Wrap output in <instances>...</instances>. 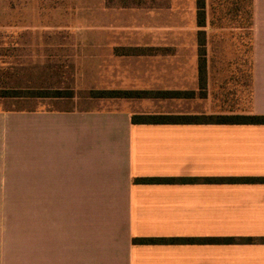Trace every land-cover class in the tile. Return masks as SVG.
I'll return each mask as SVG.
<instances>
[{"label": "crops", "instance_id": "obj_1", "mask_svg": "<svg viewBox=\"0 0 264 264\" xmlns=\"http://www.w3.org/2000/svg\"><path fill=\"white\" fill-rule=\"evenodd\" d=\"M74 1L97 30L100 89L150 94L0 108V199L21 200V222L0 223V264H264V123L133 120L234 113L210 92L224 52L210 40L227 27L212 2L200 25L198 0ZM248 8L252 24L229 27L249 30L235 112L264 114V0Z\"/></svg>", "mask_w": 264, "mask_h": 264}, {"label": "rangeland", "instance_id": "obj_2", "mask_svg": "<svg viewBox=\"0 0 264 264\" xmlns=\"http://www.w3.org/2000/svg\"><path fill=\"white\" fill-rule=\"evenodd\" d=\"M210 1L219 25L227 26L220 32H225L223 38L210 40L212 48L224 51L210 56V92L214 108L235 112L249 98V30L229 27L240 19L247 23L248 0ZM84 11L74 0H0V87L61 89L73 95L66 107H99V98L86 102L94 90H101V77L100 56L91 54L98 49L89 39L97 30L87 27ZM40 101L0 97V108H30ZM10 191L19 196V184ZM20 222L21 200L0 199V223Z\"/></svg>", "mask_w": 264, "mask_h": 264}, {"label": "trees", "instance_id": "obj_3", "mask_svg": "<svg viewBox=\"0 0 264 264\" xmlns=\"http://www.w3.org/2000/svg\"><path fill=\"white\" fill-rule=\"evenodd\" d=\"M198 23L203 25L206 17V1L198 0ZM212 8H214L212 6ZM240 9V7H239ZM215 10H217L215 8ZM236 10L238 8L236 7ZM248 21L247 27L252 24V12L248 8ZM205 64L203 59H200V66ZM150 94L148 91H133V90H94L91 93V97L103 98V97H140ZM165 94H180L165 93ZM70 92H63L61 89H46V88H25V87H0V97H71ZM135 122H216V123H264V114H256L252 111H246L245 113H228V114H216V115H136L133 117ZM153 180V179H148ZM161 239V238H160ZM163 239V238H162ZM174 239V238H170ZM186 239V238H183ZM190 239V238H187ZM154 240L141 239V241Z\"/></svg>", "mask_w": 264, "mask_h": 264}]
</instances>
